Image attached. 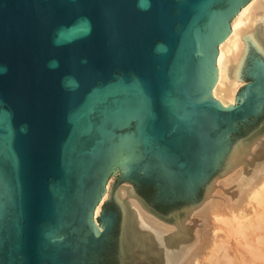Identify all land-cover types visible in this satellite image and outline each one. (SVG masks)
Masks as SVG:
<instances>
[{"label":"water","instance_id":"1","mask_svg":"<svg viewBox=\"0 0 264 264\" xmlns=\"http://www.w3.org/2000/svg\"><path fill=\"white\" fill-rule=\"evenodd\" d=\"M249 1L0 0V264H119L124 207L96 213L116 172L169 223L209 197L264 133L251 35L236 104L212 93Z\"/></svg>","mask_w":264,"mask_h":264},{"label":"bare ground","instance_id":"2","mask_svg":"<svg viewBox=\"0 0 264 264\" xmlns=\"http://www.w3.org/2000/svg\"><path fill=\"white\" fill-rule=\"evenodd\" d=\"M231 28L218 44L219 71L212 89L224 106L235 103L245 83L238 76L246 45L243 36L251 35L264 51V0L242 6ZM112 192L108 184L97 214ZM115 196L125 217L120 264H260V257L264 258V137L254 141L240 164L216 179L209 197L179 223L148 211L132 185L124 184ZM231 235L237 240L235 257L230 253Z\"/></svg>","mask_w":264,"mask_h":264},{"label":"rangeland","instance_id":"3","mask_svg":"<svg viewBox=\"0 0 264 264\" xmlns=\"http://www.w3.org/2000/svg\"><path fill=\"white\" fill-rule=\"evenodd\" d=\"M244 82H245V83H243V85L246 84V80H244ZM234 104H236V101H235ZM260 137L263 138V137H264V133L261 134ZM250 150H251V149H250ZM247 151H249V149H248ZM242 165H245V164H244V163H241V166H242ZM108 184H111V188H112V190H113V192H112L113 195L116 194L117 190H121V187H122L124 184H129V185H132V186H133V184L130 183V182H127V181H120L119 178H118V173H117V172L111 175V177H110L109 180H108ZM108 184H107V185H108ZM107 198H110V197H107ZM230 238H231V240H232V244H231V246H230V253H231V256H232V257H235V256H236V250H235V247H234L233 245L235 244V242H236L237 240H236V238H235L233 235H231ZM120 263H121V261L119 262V264H120ZM260 264H264V258H262V257H260Z\"/></svg>","mask_w":264,"mask_h":264},{"label":"flooded vegetation","instance_id":"4","mask_svg":"<svg viewBox=\"0 0 264 264\" xmlns=\"http://www.w3.org/2000/svg\"><path fill=\"white\" fill-rule=\"evenodd\" d=\"M136 186H137L139 192L144 194V191H147L149 193L150 196L149 197L145 196L147 198V199L145 198V200H150V199L154 200L155 189L152 186H149V185H146V184H136ZM149 188H150V190H148ZM154 205H155V208H157L159 211L165 210V209H167V208H169L171 206V204H164V203H161V202H157L156 200L154 201ZM109 209L110 210H117V207H116L115 204L111 203V204H109ZM118 226H119V223H118ZM118 226H117L114 234L118 230Z\"/></svg>","mask_w":264,"mask_h":264},{"label":"trees","instance_id":"5","mask_svg":"<svg viewBox=\"0 0 264 264\" xmlns=\"http://www.w3.org/2000/svg\"><path fill=\"white\" fill-rule=\"evenodd\" d=\"M148 190H150V188Z\"/></svg>","mask_w":264,"mask_h":264}]
</instances>
